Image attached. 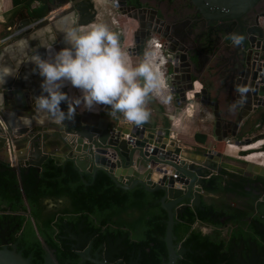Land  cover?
I'll return each instance as SVG.
<instances>
[{"label": "trees", "instance_id": "obj_1", "mask_svg": "<svg viewBox=\"0 0 264 264\" xmlns=\"http://www.w3.org/2000/svg\"><path fill=\"white\" fill-rule=\"evenodd\" d=\"M163 1L169 9L178 0ZM251 182L224 169L205 179L207 192L222 198L230 194L235 205L220 198L202 200V208L187 206L174 224L173 236L174 243L181 242L190 250L176 264H235V246L241 243L247 253L251 243L264 253V230L259 227L264 224V204L256 206L257 197L245 191ZM162 194L140 186L122 189L104 170L95 175L81 173L72 161L60 163L56 157L46 160L40 171L27 166L18 173L0 160V221L13 218L23 227L17 249L30 257L31 264H43L44 247L36 238L37 231L54 249L59 264L68 258V264H77V256L55 233L64 219L74 225L83 222L85 229L98 232L97 243L107 235L112 239L126 235L124 242L140 249L144 264H166L167 213L160 203Z\"/></svg>", "mask_w": 264, "mask_h": 264}, {"label": "water", "instance_id": "obj_2", "mask_svg": "<svg viewBox=\"0 0 264 264\" xmlns=\"http://www.w3.org/2000/svg\"><path fill=\"white\" fill-rule=\"evenodd\" d=\"M258 1L190 0L205 19L229 21L240 19ZM126 4V0H121L117 3L120 6L119 8L126 6ZM126 8L127 10H135L134 6ZM140 10L142 9H138V11ZM74 11L77 12L79 25L88 24L96 16L93 0H80L75 4V7L70 6L61 12L59 11L54 19H20L7 32L14 30L15 39L19 40L28 36L29 33L41 29L50 23L51 20L57 21ZM46 36L44 35L43 37L45 38ZM45 42L46 45L50 43L46 39ZM139 48H142V43ZM180 52L173 56L170 55V57L168 55L173 71L172 92L178 95L177 102L184 104L202 94L201 102L211 105L210 101L207 102L209 95H207L206 89H201L202 93H194V79L190 73V63L187 60V54L183 49ZM14 64H16L15 61L10 65L12 70L15 69L13 78L4 87L0 88L2 103L4 91L25 89L26 86L24 79L27 71L24 69L16 70ZM34 71L37 70L34 69ZM234 88L242 90L243 93L245 92L242 100L238 102V96H236L237 100L233 104L234 111L239 113V116L235 121H230V123L237 129L243 117L247 116L246 113H242V110L247 107L249 111L253 110L256 100L259 98V90L258 85L254 84L252 79L245 86H241L238 83L234 84ZM190 92H192V97L189 98L188 93ZM33 106L35 113L30 115L29 118L33 117L38 110L35 103H33ZM61 108L67 111V104L62 103ZM7 112L14 113L8 109H0V151L4 150V160L14 159L11 163V168L17 173L19 172L18 164L22 162L19 161L21 157L29 165L40 171L46 160L50 157H55L46 151L44 147L47 144L45 135L42 133L45 130L44 123L40 127H22L17 133H13L9 120L5 116ZM81 112V109L77 108L74 121L66 120L63 124H59L61 127L60 145L66 149L60 163L70 160L81 173L88 172L92 175H95L98 170H104L114 183L122 189L128 190L140 186L147 191H162L160 203L167 213L164 237L167 248L166 264H176L177 259L190 250L182 243H174L173 227L181 219V215L187 206L202 208L201 200L205 192L204 178L207 174L217 173L221 169H226L248 177H255L260 200L264 204V165H261L260 162L253 163L249 161L247 167L239 171L236 166L222 160V151L206 149L200 154L195 151H187L180 145H176L175 141L169 139L165 131H158L157 136L159 137L155 138L153 137L154 132L146 133L145 126L128 125L115 118L114 121L119 122V125L116 126L114 122L105 117L97 119L86 118ZM35 133H37V136ZM125 135H128V138H125ZM236 135L237 131H234L232 136ZM263 137L264 134H261L251 139L237 140L235 144L241 146L250 145L258 138ZM223 138H227V135L224 134ZM19 147L27 148V150L17 152ZM197 156L200 159L197 160ZM261 228L264 229V226H261ZM78 230L79 232L73 233V247L81 251L84 248V244L81 241H86L87 237L81 232V227ZM109 244L113 245L114 243L109 241ZM241 246H243V243H241ZM43 247L47 254L44 264H50L49 248L46 244ZM241 250L242 247H236V252L238 253L237 264H255L254 257L249 262L244 260L239 253ZM255 251L256 248L253 244V255H255ZM0 264L31 263L30 258L23 257L21 252L17 251L15 245L12 248L4 245L0 248ZM133 264L136 263L134 262Z\"/></svg>", "mask_w": 264, "mask_h": 264}, {"label": "flooded vegetation", "instance_id": "obj_3", "mask_svg": "<svg viewBox=\"0 0 264 264\" xmlns=\"http://www.w3.org/2000/svg\"><path fill=\"white\" fill-rule=\"evenodd\" d=\"M16 1L19 6L17 11L7 16L4 15V18L9 19L10 22L13 19H54L59 11L61 12L70 6L75 7V4L80 0ZM107 1L116 4L115 7L118 14L112 19H99V23L106 24L110 31L118 34L119 39L124 37V39L126 38L129 41L126 52L129 54L133 64H135V61H132L133 58L144 56L146 50L150 51L152 49L154 41L159 42L161 44L160 54L164 56V59H160V63L165 66L166 77L171 85L173 71L168 58L170 55L181 53V49L187 54L194 85L199 83L198 89L195 90L194 88V93H202L201 89H206L207 95H209L207 102L210 101L212 104L202 103V94L194 97L192 102H197V106H200V109L206 108L210 110V126L212 127L215 136L214 142H216L217 146L218 144L223 145V142H226V146L234 144L238 147L237 155L240 158L254 152H264V137L258 138L250 144L253 145L262 141L258 148L244 149V146L249 145L241 146L235 144L237 140L251 139L264 134V0H259L240 19L230 21L205 19L190 0H178L175 6L172 4L169 6L170 10L165 7L166 3L163 0H126V6L121 8L117 5L121 0ZM149 3H152V6ZM128 6H134L135 10H127L126 7ZM138 9L142 10L138 11ZM38 12L43 13L42 16H37L36 13ZM73 13L76 16L73 26L87 30L91 24L97 23V11L95 19L85 25H79L77 12L74 11ZM7 27L11 30L13 26L9 25ZM11 32H14V30L9 31L8 34ZM232 33L243 35V42L234 44L229 39V35ZM56 42L54 41L53 43ZM57 43L59 44V42ZM141 43L142 48H139ZM59 47L64 48L61 44H59ZM251 79L254 84L258 85L259 98H257L256 105L252 111H249L248 107L242 110V113H246L247 116L243 117L236 129L230 123V121H235L239 116V113L234 111L233 104L237 100L236 96H238V102H240L245 92L236 90L234 84L238 83L241 86H245ZM173 90L175 91V87ZM171 95H173L176 104H182V102H177L178 95L176 93L172 92ZM234 131H237L236 136H232ZM224 134L227 135V141L226 138H223ZM229 138H232V142H230ZM215 150L222 151V149L219 150L217 148ZM0 160L9 163L8 160H4V155L0 156ZM222 160H226V156L223 153ZM19 161H22L18 164L19 170L21 167L31 166L25 159H20ZM246 167L247 163L244 164V167H238L240 168L238 170L242 171ZM211 174L213 173L207 174L204 179ZM205 191L207 190L205 189ZM48 204L49 207L53 205L50 201ZM259 225L260 229L264 230L261 228L264 224L259 223ZM79 227H81V232L87 237L86 241H81L84 244V248L81 251L73 247L74 240L72 239L73 233L79 232ZM22 232L23 227H20L19 223H14L13 218L0 221V248L4 245L12 248L15 245L17 249ZM55 233L60 243L65 248L68 247L77 256V264H133L134 262L136 264H144L140 249L136 250L135 247H130L129 244L124 242L126 235H121L116 239H112L107 235L102 241L97 243L98 232L88 231L85 229L83 222L74 225L68 222L67 219H64L59 224ZM36 238L42 246L44 244L47 245L38 231L36 232ZM118 240L119 242L117 243ZM109 241L114 244L110 245ZM178 243L181 242L176 244ZM253 244L255 245V243H251L249 253L245 251L244 244L243 246L241 244L236 245V247H242L239 253L247 262L254 257L255 264H264V253L258 252L256 245L255 255L252 254ZM48 248L51 256L50 264H59L56 261L54 249L49 246ZM17 251L21 252L18 249ZM236 254L238 255L237 252ZM46 255L44 248L43 264ZM236 259L235 264H237ZM69 262L70 258L65 260L64 264Z\"/></svg>", "mask_w": 264, "mask_h": 264}, {"label": "clouds", "instance_id": "obj_4", "mask_svg": "<svg viewBox=\"0 0 264 264\" xmlns=\"http://www.w3.org/2000/svg\"><path fill=\"white\" fill-rule=\"evenodd\" d=\"M64 39L68 46L58 52L48 48L47 58L38 53L32 56L42 77L41 94L33 98L38 110L57 124L74 121L77 108L92 111L97 106L110 109L109 116L128 125L149 121L147 105L162 88V73L153 67L154 51H145L144 58L133 64L118 34L103 23L91 24L87 30L68 27ZM229 39L240 44L244 37L232 33ZM6 75L0 76V82H5ZM68 86L80 95L69 96L63 91ZM62 103L67 104V111Z\"/></svg>", "mask_w": 264, "mask_h": 264}, {"label": "crops", "instance_id": "obj_5", "mask_svg": "<svg viewBox=\"0 0 264 264\" xmlns=\"http://www.w3.org/2000/svg\"><path fill=\"white\" fill-rule=\"evenodd\" d=\"M98 0H94L95 3H97ZM19 8V6L17 5V2H13V0H0V51H3V41L2 39L8 35V29L9 25H14V23L16 24L17 21H19L20 19H13V21L10 22L9 19H5L4 15H10L13 14V12H16L17 9ZM75 17V16H74ZM36 20V19H35ZM63 22H65L67 19L63 18L61 19ZM10 23V24H9ZM54 22L50 21V23H48L47 25H45L43 28L39 29L38 31H43L45 29L46 26H51L52 30V24ZM73 24V22L71 23V25ZM69 25V26H71ZM73 26V25H72ZM56 30L53 29V32H55ZM46 32V31H44ZM37 31L35 32H31L29 33L28 36H26V38H29L30 35H35L34 39H37V35H36ZM47 36L44 39H47V42H50L49 37L51 36V33H45ZM56 35V34H55ZM44 36V34H43ZM55 40H58L57 42H59V44H61L63 47H67L68 45L65 42V39H61L59 38V36H56ZM17 43L19 40H16ZM152 52V51H151ZM36 53H38L42 58H47L50 53L49 51L45 50L44 48L40 49L38 47ZM36 53H33L31 50L28 49H16L11 51V53L9 51H6V63H4V65L1 63L0 64V76H4L5 73H7L6 77H5V82H0V88L4 87L12 78L15 72V69L12 70V73L10 75V73H8L7 69L8 67H10L11 63L14 61H16V64H14V68H16V70L18 69H24L26 70V74L28 73V75L30 74V77L33 78H26L24 79V82L26 84L25 89H15L13 91H4V98H3V103H2V99H1V95H0V109L3 108V110L8 109L13 111L12 112H7L5 114V116L7 117V119L9 120L10 126L13 129H20L22 127H40L42 123H44V128L45 130H43V134L45 135V139L47 141V144L44 145L45 150L48 151L49 153L53 154L58 160L62 159V156L65 152V148L62 147L60 145V130L61 127L59 126V124L55 123L53 121V119H51V117L49 119H46V114L43 111L37 110L36 114L33 117H30V115L35 113V109L33 106L34 103V99L33 97H35V93L33 90L34 85H39L42 82V77H40L39 75H35L32 73H30L29 70L33 71V72H38L34 71V67H36L34 65V63L31 62L32 56L35 55ZM13 59V60H12ZM30 64V65H29ZM161 65V64H160ZM160 67V66H159ZM161 67L165 68V66L161 65ZM11 69V67H10ZM14 71V72H13ZM10 75V77H9ZM26 76V75H25ZM28 82V83H27ZM3 89V88H2ZM77 93H79V91L77 89H75ZM161 92H163V94H169L167 93L166 89H163V87L160 90ZM33 93V96H32ZM80 94V93H79ZM157 94H153L152 99L149 101L147 107L150 110V119L147 123L141 125V126H145L146 127V133L148 132H155V131H166V129L164 128V125L166 123V121H170V123L173 124V126L177 127V128H185L186 133L183 136H179L177 135L175 137V135L169 134V139L175 141L176 145H180L183 149L187 150V151H195L196 153L205 151L206 149H216L217 144L216 142H214L215 140V136L212 130V134H210L208 132V125L205 124L204 126L201 125L200 123H197L195 119L193 118H197L199 114H201L202 111V116L203 118H205L209 124L211 122L210 120V110L204 108V109H200V106H197V102H192V100H190V102L181 104V110L184 109L186 114L183 115V117H180V119L178 120V118L176 119L177 122L174 124L172 119L173 116L176 118V115H181V113H179L176 109V113L172 116H170L169 114H163L162 110H165V108L162 106V103L156 100V96ZM174 101V97L173 95L169 94V99L168 100H164L169 103H172L171 100ZM167 102H165V104L167 105ZM178 105V104H177ZM170 106V105H168ZM32 111V113H30ZM81 114L84 115V117L86 118H92V119H97L98 117L101 118V116H97L94 117L93 114H89L88 112H86V110L82 111ZM106 115H104L103 117L109 119L111 116H109L107 113H105ZM86 115V116H85ZM21 116V117H19ZM200 118V117H199ZM199 125L200 126V131H198L197 126H195L194 124ZM1 124V123H0ZM3 125V124H2ZM4 126V125H3ZM212 129V127H211ZM194 130V131H193ZM177 132V131H176ZM38 133V132H37ZM37 133H35V135L37 136ZM167 133V131H166ZM168 134V133H167ZM172 137V138H171ZM201 137V138H199ZM213 138V139H212ZM228 138H226L227 141ZM230 142H232V138H229ZM262 144V141L257 142L256 144L253 145H249V146H245L243 147L244 149H253V148H258L260 145ZM27 148H17V152H24L26 151ZM238 147L235 146L234 144H230L229 146H226L224 148V150H222V153L224 156H232V157H238V155H235V153H237ZM4 154V150L0 151V156ZM24 158L21 157V160H23ZM196 159H200L199 156L196 157ZM242 159L247 160V161H261L260 163L262 165H264V152L263 153H258V152H254L251 154H248L247 156L243 157ZM228 162V161H227ZM230 164L236 166L237 168L240 167L237 164H234L232 162H229ZM244 167V166H243ZM240 169V168H238ZM244 169V168H243ZM232 172V171H230ZM236 173V172H233ZM239 175H243L244 174H240V173H236ZM247 176V175H246ZM250 179H252L251 184L246 186V190L245 191H249L253 196L257 197L255 205L257 206L258 203H262V201L260 200V194L258 193V186L256 184V179L255 177L251 176L249 177ZM231 197H233L232 195H226L225 197H219L218 194L215 193H211V192H207L205 191L203 196H202V200H205L207 202H214L217 201L221 198V200L226 199V201L230 200L231 201V205H235V203L233 204L232 201L234 199H232Z\"/></svg>", "mask_w": 264, "mask_h": 264}, {"label": "rangeland", "instance_id": "obj_6", "mask_svg": "<svg viewBox=\"0 0 264 264\" xmlns=\"http://www.w3.org/2000/svg\"><path fill=\"white\" fill-rule=\"evenodd\" d=\"M94 4H95L96 11H97V17H96V19H98L97 23H99V19H112V17H115L118 14V11H117L115 5L113 3H111L110 1L98 0L97 3H94ZM36 14H37V16L40 17V16H42L43 13L38 12ZM44 35H46V34L44 33ZM56 36H57V34H56ZM56 41L57 40H55V42ZM120 41H121V47L126 51V47L129 46V41L126 38L124 39V37L121 38ZM33 46H40L38 39H35V42H34ZM50 47L53 48V50H55V52H58V51H60L62 49L61 47H59V44L57 42L53 43V44L49 43V44L45 45L46 49L50 48ZM150 49H151V46H150ZM146 51H148V50H146ZM151 51H154L153 47H152V49L149 52H151ZM143 58H144V56L135 57V58L132 59V61L134 60L135 64H138ZM160 62H161L160 59L155 58L153 63L155 64V69L156 70H160V68H161V65H160L161 63ZM164 77H165V79L167 78L166 75H164ZM164 77H163V80H162V84L166 85V80L164 79ZM63 91L66 92L69 96H78V95H80L79 93L75 92L76 90L74 88H71L70 86L65 87L63 89ZM156 97H157L156 100L158 101V99H159V101L162 103V106L165 108V110H162L163 114H165V115L169 114L170 116L171 115L173 116L176 113V110L179 113H181V115H178V116L176 115V118L173 116L172 121H173L174 124L177 122V120H176L177 118L179 120L180 117H183V115L186 114V112H184V109L181 110L180 105H177L171 99L170 100L172 101V103L168 104V102L165 101V102H167V105L165 104L164 100H168L169 99V94H166V95L164 94V97H162V96H156ZM168 105H170V106H168ZM109 111H110V109L106 108L105 106H97L92 111L86 110V112H88L89 114H93L94 117L101 116L103 114L106 115L105 113L108 114ZM30 113H32V111ZM103 116H101V117H103ZM193 119H195L197 123H200L203 126L205 124H207L208 125V132L210 134H212V129H211V126H210L211 122L209 124V122L205 118H203L202 113L199 114L197 118H193ZM194 125L197 126L198 131L202 130V129H200L199 125H196V124H194ZM164 128L166 129V131L168 133V134L166 133V136H168V137H169V134H170V136H171V134H173L176 137L177 135L183 136L186 133L185 128H182V127L177 128V127L173 126V124L170 123V121H168V120L166 121V123L164 125ZM225 147H226V142H223L222 150H224L223 148H225ZM235 155H237V153H235ZM225 161L232 162V163L237 164L239 166H244L245 163L249 162L247 160L245 161L244 159H242L240 157H232V156H226V160ZM252 162L253 163H259L261 161H252Z\"/></svg>", "mask_w": 264, "mask_h": 264}, {"label": "bare ground", "instance_id": "obj_7", "mask_svg": "<svg viewBox=\"0 0 264 264\" xmlns=\"http://www.w3.org/2000/svg\"><path fill=\"white\" fill-rule=\"evenodd\" d=\"M74 16H75L74 13H70V14H68V15H66V16L63 17L64 19H65V18L67 19L65 22H63V21L61 20V19H63V18H61V19L55 21V22L52 24V28H53L54 30H56L55 32H53V29L50 30V29H51V26H46L45 29H44L43 31H37V33H36V35H37V39L39 38V42H40V46H39V48L42 49V48H44L45 45H46L45 39H44V37H43V34H44V33H48V34L51 33V36L49 37L50 43H53V42L55 41V38H56L55 33L57 34V36H59V38L64 39V31H65L68 27H72V25H73L74 22H75L76 16H75V17H74ZM72 22H73V24L71 25ZM69 25H71V26H69ZM42 28H43V27H42ZM44 31H46V32H44ZM34 36H35V35H34ZM34 36H33V35H30L29 38H26V37H25V38H21V39H20L21 41H19L18 43H17L16 40H15L14 42L17 44V46H18L19 48H21V50H22V49H28V50H33V49H35V50H37L38 47L33 46V44H34V42H35ZM46 40H47V39H46ZM29 65H30V64H29ZM7 71H8V73H10V75H11V73H12V69H10V67H8ZM29 71H30L31 74L33 73L34 76H35V75H39L38 72H33V71H31V70H29ZM10 75H9V77H10ZM25 77H26V78H33V77H30V74L28 75V73L26 74ZM27 83H28V82H27ZM198 84H199V83H196V84H195V90L198 89V87H199ZM40 85H41V83H40L39 85H36V84H35L34 87H33V90H34L35 96H38V95L41 94V87H40ZM188 97H189V98L192 97V92L188 93ZM45 114H46V119H49L50 116H49L46 112H45ZM51 119H52V118H51ZM114 119H115V118H113V117H110V118H109L110 121L114 122L115 125L118 126V125H119V122L114 121ZM12 130H13V133H17V132L19 131V129H13V128H12ZM157 132H158V131H155V132H154L153 137H155V138L159 137V136H157V135H158ZM244 147H245V146H244ZM246 156H247V155H246Z\"/></svg>", "mask_w": 264, "mask_h": 264}, {"label": "built area", "instance_id": "obj_8", "mask_svg": "<svg viewBox=\"0 0 264 264\" xmlns=\"http://www.w3.org/2000/svg\"><path fill=\"white\" fill-rule=\"evenodd\" d=\"M114 5H116V4H114ZM15 40H16V39H15V35H14L13 32L9 33L8 35H6V36L2 39L4 45H3V51H0V64L2 63V64L4 65V63H6V60H7V59H6V56H5L6 51H9V52L11 53V51H13V50L20 49V48L17 46V44L14 42ZM160 46H161V44H160L159 42L154 41V43H153V45H152V47H153V49H154V52H155V56L153 57V62H154L155 58H158V59H164V56H161L160 51H159ZM36 47H38V46H36ZM45 50L48 51V48H47V49L45 48ZM36 51H37V50H35V49L32 50L33 53H36ZM12 60H13V59H12ZM13 61H14V60H13ZM15 62H16V61H15ZM161 64H162V63H161ZM153 67L155 68V64H154V63H153ZM157 71H159V72L162 73V80H163L164 75H166V70H165V68L161 67L160 70H157ZM164 79H165V77H164ZM165 80H166V85H165V84H162V87H163V89H166L167 93H169V94L171 95V94H172V86L169 84L167 78H166ZM173 89H174V86H173ZM157 96H162V97H164V94H163V92L160 91V94L157 95ZM156 98H157V97H156ZM125 138H128V135H125ZM13 160H14V159H11V158H10V159H9V163L11 164Z\"/></svg>", "mask_w": 264, "mask_h": 264}]
</instances>
